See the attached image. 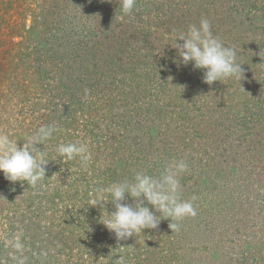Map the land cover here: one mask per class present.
I'll list each match as a JSON object with an SVG mask.
<instances>
[{
    "label": "rangeland",
    "instance_id": "1",
    "mask_svg": "<svg viewBox=\"0 0 264 264\" xmlns=\"http://www.w3.org/2000/svg\"><path fill=\"white\" fill-rule=\"evenodd\" d=\"M119 2L0 0V133L22 145L60 129L37 145L43 181L0 172V264H264V0H136L123 21ZM201 18L235 47L241 80L209 85L179 63L165 37ZM69 142L88 145V167L56 159ZM173 159L196 215L118 242L94 190Z\"/></svg>",
    "mask_w": 264,
    "mask_h": 264
},
{
    "label": "clouds",
    "instance_id": "2",
    "mask_svg": "<svg viewBox=\"0 0 264 264\" xmlns=\"http://www.w3.org/2000/svg\"><path fill=\"white\" fill-rule=\"evenodd\" d=\"M135 6L136 0H120L119 19L123 21L130 16ZM165 39L174 41L171 45L181 58L179 63L184 66L191 63L193 68L204 70L203 82L211 85L229 78L242 79V64L237 63L235 47L225 45L213 33L207 18H201L199 25H189L186 31L171 34ZM87 93L86 89V97ZM58 131L60 129L55 124L42 125L22 145H18L9 134L0 133V172L4 178L10 182H27L31 186L43 181L46 165L51 159H46L37 145H45ZM56 153V159L59 158L60 162L67 163L78 158L85 168L92 159L86 143H60ZM188 171L189 166L184 159H173L159 174L137 171L131 180L125 179L96 188L90 205L105 208L110 202L114 206V211H107L104 218L100 217V222L114 234L118 242L138 236L144 229L158 228L161 219H170L169 227L178 231L179 223L172 221L179 222L196 215L193 201L197 197L193 195L191 200L181 198L179 178ZM12 246L17 251L23 250L18 239ZM119 260L120 264H124L123 257Z\"/></svg>",
    "mask_w": 264,
    "mask_h": 264
}]
</instances>
